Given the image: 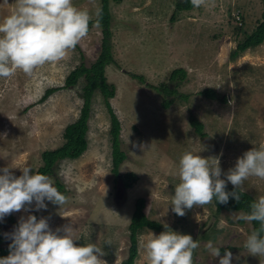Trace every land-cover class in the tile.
Returning <instances> with one entry per match:
<instances>
[{
  "label": "rangeland",
  "instance_id": "obj_1",
  "mask_svg": "<svg viewBox=\"0 0 264 264\" xmlns=\"http://www.w3.org/2000/svg\"><path fill=\"white\" fill-rule=\"evenodd\" d=\"M175 1L109 0L114 62L104 74L115 86L109 101L120 121V149L125 153L118 172H134L137 179L125 187L121 178L114 177L109 111L96 89L91 96L86 149L76 158L59 160L48 175L63 183L68 202L60 207L45 200L47 208L40 210L33 202L6 215L0 220V246L12 242L11 233L20 219L31 214L47 218L52 230L71 224L78 244L95 243L104 249L102 258L108 264H119L127 256L135 200L143 197L144 212L163 230L167 224L198 242L193 264H218L219 257H213L207 247L209 241L220 248L221 256L231 251L232 264H264V257L253 256L244 247L252 224L233 215L243 210L216 212L211 202L178 216L170 204L180 183L179 161L185 152L199 154L210 164L218 158L221 178L226 179L224 174L238 157L264 143V40L230 56L259 21L262 2L206 0L199 8L176 10ZM100 3L73 0L92 14V20L88 35L66 59L46 63L31 75L17 70L11 77H0V168L27 165L36 171L42 164L41 152L59 146L63 128L78 117L82 77L74 85L64 83L70 70L80 62L89 66L99 53L102 26L95 11ZM15 7L16 0H0V22ZM179 67L185 75L171 83L169 74ZM132 73L141 74L143 82ZM162 82L177 90L167 108L151 87ZM207 87L218 93V99L200 93ZM49 88L54 89L45 96ZM221 95H226L225 102ZM189 114L203 122L205 137L189 124ZM134 143L138 146L133 147ZM11 170L16 176L22 174L19 168ZM243 191L255 200L264 196V179L249 177ZM150 231L162 232L139 231L135 264H147L143 244Z\"/></svg>",
  "mask_w": 264,
  "mask_h": 264
},
{
  "label": "clouds",
  "instance_id": "obj_2",
  "mask_svg": "<svg viewBox=\"0 0 264 264\" xmlns=\"http://www.w3.org/2000/svg\"><path fill=\"white\" fill-rule=\"evenodd\" d=\"M206 0H191L199 8ZM102 9H96L99 18ZM92 14L78 8L73 0H16V7L0 22V77H11L17 70L31 75L46 63L67 58L69 51L88 35ZM99 20L97 19V23ZM135 143L133 147H137ZM12 168H19L16 176ZM0 220L26 205L35 202L37 210L46 209L45 200L63 206L68 198L54 186L52 177L34 172L30 166L0 168ZM219 159L214 163L192 151L185 152L179 161L180 183L172 196V211L184 216L186 209L210 204L215 198L226 204L232 197L240 201L244 181L249 177L264 179V143L253 147L237 158L236 164L221 178ZM227 182L233 191H226ZM235 219L258 222L247 236L244 247L253 256L264 257V196L250 204L247 213L233 214ZM159 235L149 232L143 248L147 264H193V250L199 244L190 234L171 230L167 224ZM9 255L0 258V264H108L103 259L104 249L95 243L78 244L71 224L52 230L45 217L35 215L21 218L11 233ZM110 245V241H106ZM218 264H232L233 253L212 242L207 244Z\"/></svg>",
  "mask_w": 264,
  "mask_h": 264
},
{
  "label": "trees",
  "instance_id": "obj_3",
  "mask_svg": "<svg viewBox=\"0 0 264 264\" xmlns=\"http://www.w3.org/2000/svg\"><path fill=\"white\" fill-rule=\"evenodd\" d=\"M100 7L102 9V15L96 19L99 20L102 26V37L100 41V49L94 61L86 66L83 62H80L78 66H75L67 74L65 78V86H71L77 83L78 79L82 77V91L81 96L83 102L80 108L78 117L65 125L62 132V143L53 148L45 149L41 152L42 164L36 169V171L52 175L54 172V165L63 158H76L81 155V153L86 149L87 139V121L89 119L90 113V103L91 96L93 92L98 89L104 99V103L108 108L110 117V133H111V146H112V172L114 177H119L122 180L123 186L129 187L133 181L137 179L134 172H126L125 174H119L118 167L121 161L125 158V153L120 149V121L113 111L109 99L115 94V86L113 83H109L106 80L104 69L107 65L114 62V58L111 51L110 36L111 32L109 30L110 22V9L109 0H100ZM119 2L121 0H114ZM263 5V11L260 14V19L257 22L254 29L245 34V36L237 42L235 48L232 50L230 56H236L239 51H243L248 47L255 46L264 40V0H261ZM192 6L191 0H176L175 7L176 10L183 8H190ZM91 22V21H90ZM185 75V70L181 67L171 70L169 74L170 82L177 81L176 77L183 78ZM131 76L136 77L139 81L144 80L141 74L132 73ZM177 84V83H175ZM150 86V85H149ZM156 90L158 94L161 95V104L164 108H167L176 99L174 95L177 90L174 87H170L167 83H160L158 86H151ZM54 88H49L45 91V96L48 95ZM204 96L211 99H218V93L212 88H204L200 91ZM179 94V93H178ZM43 96V97H45ZM184 99L187 98L186 94L181 95ZM221 101H226V95H221L219 98ZM189 124L194 128V131L201 137H205V132L203 131L204 124L196 116L189 114L188 116ZM34 171V172H36ZM54 186L65 195V190L63 183L59 178H55ZM226 191H233L232 184L227 183ZM256 201L249 193L243 191L241 194L240 201H236L234 198L230 197L226 204H221L215 200L212 204L215 207L216 212L222 210L233 211V210H243L245 213L250 211V204ZM145 199L143 197H138L135 200L134 210L131 214L130 221L128 223L129 229V247L127 256L121 260L119 264H135V260L138 254L137 248V235L140 230L144 228H150L152 230L164 231L161 224L149 218L144 212ZM10 220L14 221V218L10 216ZM252 230L258 227V222H252ZM2 241V235L0 234V242ZM10 251L9 246H0V258L4 257L6 253Z\"/></svg>",
  "mask_w": 264,
  "mask_h": 264
},
{
  "label": "flooded vegetation",
  "instance_id": "obj_4",
  "mask_svg": "<svg viewBox=\"0 0 264 264\" xmlns=\"http://www.w3.org/2000/svg\"><path fill=\"white\" fill-rule=\"evenodd\" d=\"M9 219H10V218H9ZM2 239H3V237H2ZM9 245H10V243L6 244V246H9ZM6 246H5V247H6Z\"/></svg>",
  "mask_w": 264,
  "mask_h": 264
}]
</instances>
